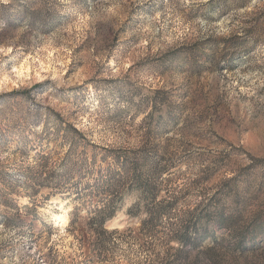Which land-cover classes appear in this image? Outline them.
I'll return each instance as SVG.
<instances>
[{"label": "rangeland", "instance_id": "374dc122", "mask_svg": "<svg viewBox=\"0 0 264 264\" xmlns=\"http://www.w3.org/2000/svg\"><path fill=\"white\" fill-rule=\"evenodd\" d=\"M0 264H264V0H0Z\"/></svg>", "mask_w": 264, "mask_h": 264}, {"label": "bare ground", "instance_id": "6f19581e", "mask_svg": "<svg viewBox=\"0 0 264 264\" xmlns=\"http://www.w3.org/2000/svg\"><path fill=\"white\" fill-rule=\"evenodd\" d=\"M27 71H28V67H27V65L26 64H23V65H21L20 66V68H18L17 70H16V76H17V78H23L24 76H26L27 74ZM26 78V77H25ZM7 79V78H6ZM6 79L4 78V82L6 81ZM20 81H22V80H20ZM9 83V82H8ZM3 85V84H2ZM60 213L59 214H56V215H53V217H54V219L56 220V221H58V223H61V224H64L65 222H66V216H65V214H66V210H64L63 209V207L61 206L60 207Z\"/></svg>", "mask_w": 264, "mask_h": 264}, {"label": "trees", "instance_id": "16d2710c", "mask_svg": "<svg viewBox=\"0 0 264 264\" xmlns=\"http://www.w3.org/2000/svg\"><path fill=\"white\" fill-rule=\"evenodd\" d=\"M97 215L100 217L102 216V218H100V223L102 224L106 220V218L112 216V212L105 214V210L103 209V210L97 211Z\"/></svg>", "mask_w": 264, "mask_h": 264}]
</instances>
